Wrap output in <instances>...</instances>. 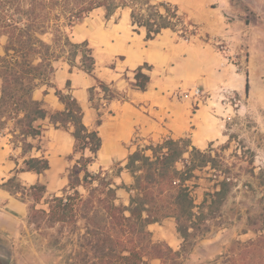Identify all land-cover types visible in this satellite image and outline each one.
<instances>
[{
	"label": "rangeland",
	"instance_id": "obj_1",
	"mask_svg": "<svg viewBox=\"0 0 264 264\" xmlns=\"http://www.w3.org/2000/svg\"><path fill=\"white\" fill-rule=\"evenodd\" d=\"M151 1L154 4L168 3L177 7L178 13L184 19V25L177 26L174 30L168 29L173 32L172 36L182 44L203 45L204 50L197 55V60L207 63L208 67L216 66L219 73L227 75L231 83L228 87L220 85L213 93L201 88L203 95L200 97L183 96L187 90L173 93L178 102H183L186 98L195 99V104L211 102L213 108L211 113L226 120L225 139L213 143L205 150H200L206 152L211 161L207 166L196 169L195 178L188 183L195 205L199 206L206 194L214 191L218 178L219 180L226 178L231 186L224 202L214 207V212L196 232L192 246L188 247L189 252L178 262L168 261V264L220 262L230 255L235 241L242 243L258 241L263 247L258 262H264V131L259 130L261 126L258 127L256 121L258 115L251 102L249 105L247 102L248 89L252 86L257 87L258 82L264 80V0ZM125 17L131 24L128 9L118 10L110 18H105L103 9H96L73 27L68 37L76 44L87 41L95 62V52L91 43L103 42V36L112 24ZM140 30L144 32L143 29ZM178 50L181 52L182 49ZM80 51L83 50L79 48L77 56L64 54L54 64V72L61 67L82 71L88 61L81 62L83 59ZM189 51L185 50V59ZM111 52L123 53L128 59L127 66L140 58L131 49L122 50L120 47H114ZM121 59V56H117L103 65L114 67ZM194 62L191 61L192 64ZM180 64L182 67L183 61ZM146 66L143 68L145 71L150 69L148 65ZM54 72L50 74V80ZM242 78L244 83L249 84V88L236 93L233 90L239 87ZM256 89L258 91V88ZM99 95L107 100L113 96L105 84L98 85L96 92L91 91L93 104L99 105ZM195 104L191 107L193 112L197 109ZM259 123L262 125L264 122L261 120ZM4 133L9 136V129H5ZM182 139L190 144L188 136ZM150 144L151 142L146 141L137 149H143ZM81 156L87 157L89 152L87 150L77 152L75 162ZM123 167L124 165L116 164L110 169L101 170L96 164H91L87 170L90 174L101 171L116 185L128 186L129 180L132 182V177ZM119 168L122 169L121 172ZM71 174L72 167L68 170L67 186L56 196L46 198L44 204H40L39 207L33 200V191L25 187L15 190L23 200L30 202L28 213L11 238L0 239V264H123L120 256L126 255L125 249L130 246V236L113 227L106 218L99 202L103 195L98 181L87 184L83 180L82 172L72 176ZM92 189L96 191L92 192ZM64 190L71 195L73 191H77L80 199L74 201L72 211L63 214L59 221L57 219L53 221L48 215V202L53 197L63 196ZM117 203L124 204L123 198L117 196ZM33 208L43 210L46 214L33 211ZM154 226L156 228L163 226L166 236L174 232L177 234L176 224L172 218L162 219ZM220 232L222 235L217 239L211 238L213 233ZM152 241L166 243L165 240L155 238H152ZM214 246L221 247L215 249Z\"/></svg>",
	"mask_w": 264,
	"mask_h": 264
},
{
	"label": "trees",
	"instance_id": "obj_2",
	"mask_svg": "<svg viewBox=\"0 0 264 264\" xmlns=\"http://www.w3.org/2000/svg\"><path fill=\"white\" fill-rule=\"evenodd\" d=\"M96 9H103L105 18H110L118 10L128 9L134 31L144 29L147 41L153 40L162 30H174L184 25L176 6L154 4L151 0H0V138L6 136L4 130L9 129L12 143H21L23 154L33 148L27 140L41 135L42 128L36 123L49 115L43 103L32 98V92L40 86L51 85L54 64L64 54L77 56L81 48V62L88 61L82 71L93 72L95 62L87 41L73 43L68 33ZM145 67L146 64L134 73V86L141 91L149 83V77L142 73ZM55 94L64 110L50 114L51 121L62 127L72 124L75 153L89 152V156H81L75 162L71 176L82 172L87 184L98 181L103 195L99 202L106 218L113 227L130 236L126 255L120 256L123 264H147L151 259H158L160 264L178 262L189 252L188 247L192 246L196 232L214 212V207L226 199L230 182L218 178L214 191L207 193L202 203L196 206L188 183L195 178L194 171L207 166L211 160L206 152L191 146L187 140L171 138L129 154L123 167L132 177V184L128 187L116 185L101 171L90 174L87 168L95 161L101 147L97 130L100 121L96 122L95 128L88 129L82 122L83 111L76 100L60 91ZM48 168L47 159L28 157L23 161L21 171L41 174ZM0 188L23 199L15 191L24 189L15 176L0 184ZM119 188L130 193L127 205L117 203ZM28 189L33 191V200L38 203L44 188L32 186ZM63 193L48 202V215L53 221H59L63 214L72 211L74 201L80 199L77 191L72 195L65 190ZM33 211L46 214L35 208ZM165 218L175 221L181 239L177 250L166 243L153 242L152 234L147 230L149 225ZM262 249L258 241H235L230 255L212 264H264L258 262Z\"/></svg>",
	"mask_w": 264,
	"mask_h": 264
},
{
	"label": "crops",
	"instance_id": "obj_3",
	"mask_svg": "<svg viewBox=\"0 0 264 264\" xmlns=\"http://www.w3.org/2000/svg\"><path fill=\"white\" fill-rule=\"evenodd\" d=\"M134 30L126 17L113 23L103 36V42L91 43L95 52L91 74L61 67L55 70L49 87L40 86L32 92V98L42 102L49 115L64 110L63 103L55 94L60 91L69 94L79 104L83 111L82 122L88 129L95 128L96 122L100 121L97 130L101 147L92 165L96 164L101 170L110 169L116 164L125 165L129 154L146 141L153 144L163 139L178 140L188 136L191 146L205 150L225 139L226 120L211 113V102L195 104L193 98L178 102L173 97V93L191 89L195 85L213 93L220 85L228 87L231 84L227 75L220 74L216 66L208 67L207 63L197 60L204 46L177 42L172 36L173 32L168 29L149 41L145 40V31ZM114 47L131 49L140 58L127 66L128 59L123 53L111 52ZM178 49H182L181 52ZM186 49L190 50L187 59L184 54ZM117 56L122 59L114 67L103 65ZM191 61H195L194 64ZM144 64L150 67L147 71L142 69V73L149 77V83L141 91L134 86L133 76L135 70ZM240 81L239 87L233 88L236 93L249 88L243 78ZM100 84H105L113 96L107 100L99 95V105H95L91 91L96 92ZM248 90V105L250 102L253 105L258 115L257 125L261 126L259 130L264 131V123H259L261 120L264 122V80ZM193 103L197 106L194 112L191 111ZM49 115L36 123L41 126L42 132L36 139L27 140L33 145L27 154H23L21 143H12L10 135L0 138V184L15 176L26 189L43 187L41 200L35 204L37 207L67 186L68 170L75 164L77 154L73 125L68 123L62 127L59 123H53ZM28 157L47 159L49 168L41 174L21 171L23 161ZM131 184L129 180L128 186ZM116 195L123 198V205L128 204L130 193L125 188H119ZM29 203L0 188V239L8 240L15 234L28 213ZM154 224L147 227L153 239L165 240L174 250L180 247L181 239L175 232L166 236L163 226L156 228ZM221 235V232L213 233L211 238L215 240ZM147 264H160V261L151 259Z\"/></svg>",
	"mask_w": 264,
	"mask_h": 264
},
{
	"label": "built area",
	"instance_id": "obj_4",
	"mask_svg": "<svg viewBox=\"0 0 264 264\" xmlns=\"http://www.w3.org/2000/svg\"><path fill=\"white\" fill-rule=\"evenodd\" d=\"M182 95L185 97H188L191 95L195 96V97H200L203 95V91L199 87L195 86V87H192L191 89L187 90L186 92H184Z\"/></svg>",
	"mask_w": 264,
	"mask_h": 264
}]
</instances>
